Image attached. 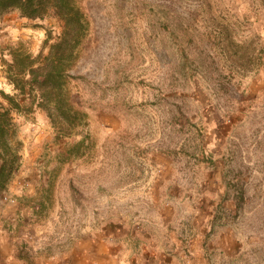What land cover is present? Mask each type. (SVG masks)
<instances>
[{
  "label": "rangeland",
  "instance_id": "obj_1",
  "mask_svg": "<svg viewBox=\"0 0 264 264\" xmlns=\"http://www.w3.org/2000/svg\"><path fill=\"white\" fill-rule=\"evenodd\" d=\"M79 1L91 27L70 87L89 123L58 138L35 104L14 112L23 144L0 184V264L57 262L109 232L264 264V0ZM61 24L52 10L0 15L1 89L16 93L10 48L46 54Z\"/></svg>",
  "mask_w": 264,
  "mask_h": 264
},
{
  "label": "trees",
  "instance_id": "obj_2",
  "mask_svg": "<svg viewBox=\"0 0 264 264\" xmlns=\"http://www.w3.org/2000/svg\"><path fill=\"white\" fill-rule=\"evenodd\" d=\"M18 10L21 16L41 18L53 11L61 21V33L49 44L46 54L33 55L23 43L10 48L6 77L16 93L0 88V184L6 186L20 166L22 140L14 112L31 109L29 103L45 110L58 138L85 128L88 112L75 105L71 81L80 78L71 72L90 31L91 21L79 0H0V15ZM28 106V107H27ZM74 132V133H73ZM86 134L74 143H84ZM11 220V218H10ZM8 225V224H7ZM3 223V226L6 227Z\"/></svg>",
  "mask_w": 264,
  "mask_h": 264
},
{
  "label": "crops",
  "instance_id": "obj_3",
  "mask_svg": "<svg viewBox=\"0 0 264 264\" xmlns=\"http://www.w3.org/2000/svg\"><path fill=\"white\" fill-rule=\"evenodd\" d=\"M0 243L5 251V246L9 245L8 236L1 235ZM134 244L110 232L107 237H81L70 246L62 260L49 264H206L200 250L195 251L198 252L196 255L188 256L180 249L165 252L160 244L146 245L150 249Z\"/></svg>",
  "mask_w": 264,
  "mask_h": 264
},
{
  "label": "built area",
  "instance_id": "obj_4",
  "mask_svg": "<svg viewBox=\"0 0 264 264\" xmlns=\"http://www.w3.org/2000/svg\"><path fill=\"white\" fill-rule=\"evenodd\" d=\"M1 200L6 205L13 206L14 208L17 207V197L6 190L1 194ZM11 218L14 219L13 217Z\"/></svg>",
  "mask_w": 264,
  "mask_h": 264
}]
</instances>
